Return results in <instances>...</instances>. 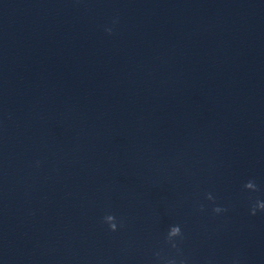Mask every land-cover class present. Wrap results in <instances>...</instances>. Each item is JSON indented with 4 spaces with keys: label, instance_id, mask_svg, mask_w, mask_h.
<instances>
[{
    "label": "clouds",
    "instance_id": "9594fccd",
    "mask_svg": "<svg viewBox=\"0 0 264 264\" xmlns=\"http://www.w3.org/2000/svg\"><path fill=\"white\" fill-rule=\"evenodd\" d=\"M116 23V21H114ZM105 31L111 35L113 29L106 28ZM244 188L251 191H257V185L254 181L249 180L244 184ZM206 199L214 202V197L211 193L206 194ZM204 205L200 204L198 207L199 211H204ZM264 211V201L256 200L251 206L250 212L252 215H255L257 211ZM212 211L216 214L226 212L227 209L221 206H215ZM103 222L107 224L108 230L110 232L118 231V228H122L124 226L123 222H117V218L113 214H106L103 217ZM184 233L180 225H171L167 231V234L164 238V243L168 245L172 250H175L174 257H166L162 256L161 252H156L154 255L162 262V264H188L187 258L184 256L183 250L180 247V244L184 240Z\"/></svg>",
    "mask_w": 264,
    "mask_h": 264
}]
</instances>
